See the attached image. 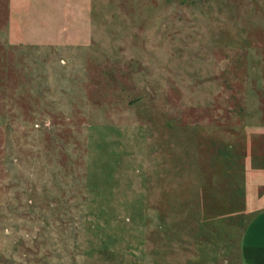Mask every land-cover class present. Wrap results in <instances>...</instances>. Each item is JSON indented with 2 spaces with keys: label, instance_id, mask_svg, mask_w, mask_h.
Returning a JSON list of instances; mask_svg holds the SVG:
<instances>
[{
  "label": "rangeland",
  "instance_id": "rangeland-1",
  "mask_svg": "<svg viewBox=\"0 0 264 264\" xmlns=\"http://www.w3.org/2000/svg\"><path fill=\"white\" fill-rule=\"evenodd\" d=\"M263 206L264 0H0V264H242Z\"/></svg>",
  "mask_w": 264,
  "mask_h": 264
},
{
  "label": "crops",
  "instance_id": "crops-1",
  "mask_svg": "<svg viewBox=\"0 0 264 264\" xmlns=\"http://www.w3.org/2000/svg\"><path fill=\"white\" fill-rule=\"evenodd\" d=\"M239 253L242 264H264V206L255 209L244 226Z\"/></svg>",
  "mask_w": 264,
  "mask_h": 264
}]
</instances>
